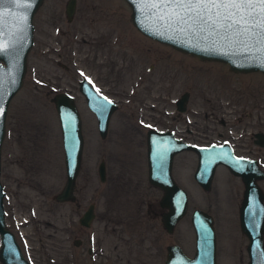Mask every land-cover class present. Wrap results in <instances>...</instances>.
I'll use <instances>...</instances> for the list:
<instances>
[{
	"label": "rangeland",
	"instance_id": "374dc122",
	"mask_svg": "<svg viewBox=\"0 0 264 264\" xmlns=\"http://www.w3.org/2000/svg\"><path fill=\"white\" fill-rule=\"evenodd\" d=\"M67 1L43 0L35 11L23 82L5 117V221L24 256L33 264H164L168 244L193 254L190 215L200 207L214 218L217 264H247L248 239L238 219L240 178L219 166L210 189H203L193 176L196 153H177L172 175L187 191L188 209L167 232L158 203L162 190L147 178L146 131L175 130L194 144L227 141L264 169V73L234 72L226 63L201 60L142 34L125 0H75L70 18ZM82 76L117 103L103 138L78 90ZM59 91L73 95L84 139L71 201L54 198L65 180L60 125L50 100ZM183 91L189 96L179 111L175 99ZM259 185L264 190V178ZM89 203L95 217L84 226L78 218Z\"/></svg>",
	"mask_w": 264,
	"mask_h": 264
},
{
	"label": "water",
	"instance_id": "95a60500",
	"mask_svg": "<svg viewBox=\"0 0 264 264\" xmlns=\"http://www.w3.org/2000/svg\"><path fill=\"white\" fill-rule=\"evenodd\" d=\"M42 1L30 0L26 6L12 4L7 0L0 3V8L16 14L15 17L6 19L4 35L0 37V40L9 44L8 48L0 51V106L4 108V115L0 116V173L1 145L5 135L7 106L11 97L22 85L27 54L33 43V15ZM125 1L131 9V22L142 34L201 60L224 62L234 72L261 71L264 73V62L250 58L249 54L220 44L212 46L211 42L197 41L189 36L166 31L156 24L145 11L141 10L140 0ZM74 5L75 0H68L65 5V12L69 18L73 14ZM20 16L26 17L22 31L16 19ZM78 89L84 95L89 109L95 114L100 136L105 137L110 117L117 108V103L97 91L86 77L78 81ZM104 97L112 103L108 104ZM187 99L188 92H184L176 100L179 111L185 110ZM50 100L54 104L60 125L65 167L64 183L55 193L54 198L57 201H71L76 198L74 189L81 165L84 142L81 116L75 99L70 93L56 92ZM255 134L262 137L261 132ZM262 142L259 141V144ZM181 150L196 152L197 165L194 178L203 189L207 190L211 187L217 164L226 165L233 174L241 178L243 190L238 217L240 229L248 239L247 264H264V191L259 185V180L264 178V170L256 159L236 155L228 142L198 145L176 137L172 130L156 128L147 130L148 181L162 190L159 205L166 209L161 216L165 230L172 232L176 223L187 212V191L172 176L173 157ZM97 172L99 179L105 180V161H99ZM4 196L5 190L0 180V264H33L23 255L15 234L6 226ZM94 217V204L89 203L78 221L81 225L90 226ZM190 221L195 238L193 254L187 255L177 243L169 244L166 247L164 264H217L216 232L212 215L201 208H194ZM89 242H92L91 237Z\"/></svg>",
	"mask_w": 264,
	"mask_h": 264
},
{
	"label": "snow or ice",
	"instance_id": "6c2138e0",
	"mask_svg": "<svg viewBox=\"0 0 264 264\" xmlns=\"http://www.w3.org/2000/svg\"><path fill=\"white\" fill-rule=\"evenodd\" d=\"M7 2L26 6L30 0ZM140 3L141 10L166 31L211 42L212 46L233 48L264 62V0H140ZM15 16L0 8V37L4 35L6 19ZM16 19L22 31L26 17ZM8 47V43L0 40V51ZM104 100L112 103L107 97ZM3 115L4 108L0 106V116Z\"/></svg>",
	"mask_w": 264,
	"mask_h": 264
},
{
	"label": "flooded vegetation",
	"instance_id": "af4514ba",
	"mask_svg": "<svg viewBox=\"0 0 264 264\" xmlns=\"http://www.w3.org/2000/svg\"><path fill=\"white\" fill-rule=\"evenodd\" d=\"M94 86L96 87V85L94 84ZM96 89H98L97 87H96ZM183 92H185V91H183ZM182 92V93H183ZM186 92H188V91H186ZM182 93L180 94V96L182 95ZM82 94V93H81ZM83 95V94H82ZM180 96H178V98L180 97ZM178 98H176L175 99V106H176V109H177V104H176V100L178 99ZM185 108H186V101H185ZM178 110V109H177ZM150 128V127H149ZM175 129H178V127L176 126V128ZM148 130V129H147ZM173 132H174V135L176 136V137H178V138H180V139H182V140H184V141H187V142H189V140H187V138H185V137H180V136H178L177 135V133H176V131L175 130H172ZM147 132V131H146ZM221 142H223V141H221ZM221 142H219V141H212V142H209V143H207V144H204V145H208V144H211V143H221ZM232 148H233V146H232ZM182 151H185V150H181V151H179V152H182ZM189 151H192V150H189ZM233 151H234V153L236 154V155H238V156H243V157H246V158H249V159H256L257 160V158H255V157H252V156H248V155H246V154H244V153H238V152H236L235 150H234V148H233ZM178 152V153H179ZM192 152H194V151H192ZM195 153V152H194ZM177 154V153H176ZM175 154V155H176ZM174 155V156H175ZM197 155V154H196ZM174 159V158H173ZM219 166H221V167H224L225 168V170H224V172H223V174H226L227 175V172H228V174L229 173H231V174H233L230 170H229V168L226 166V165H224V164H217L216 166H215V170H214V174H213V178H214V175H215V172H216V170L219 168ZM233 175H235V174H233ZM236 177H239V176H237V175H235ZM240 178V177H239ZM240 180H241V178H240ZM158 203H159V201H158ZM161 207V206H160ZM163 210H162V213L166 210L165 208H163V207H161ZM162 213H161V216H162ZM10 229V228H9ZM11 230V229H10ZM12 231V230H11ZM13 232V231H12ZM14 233V232H13ZM15 234V233H14ZM15 237H16V235H15ZM17 238V237H16Z\"/></svg>",
	"mask_w": 264,
	"mask_h": 264
}]
</instances>
